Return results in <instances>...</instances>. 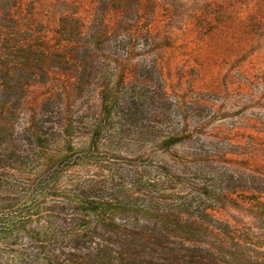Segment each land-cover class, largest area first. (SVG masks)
I'll list each match as a JSON object with an SVG mask.
<instances>
[{"label": "trees", "instance_id": "obj_1", "mask_svg": "<svg viewBox=\"0 0 264 264\" xmlns=\"http://www.w3.org/2000/svg\"><path fill=\"white\" fill-rule=\"evenodd\" d=\"M254 86L264 0H0V264H264Z\"/></svg>", "mask_w": 264, "mask_h": 264}, {"label": "rangeland", "instance_id": "obj_2", "mask_svg": "<svg viewBox=\"0 0 264 264\" xmlns=\"http://www.w3.org/2000/svg\"><path fill=\"white\" fill-rule=\"evenodd\" d=\"M205 99L212 100L218 107L220 116L214 119L213 126L223 125L225 128L229 129L230 126L234 123H243L244 120L253 119L259 122V127H264V90L258 88L257 86L252 87L251 95H246L242 97L234 96L229 99V97H222L220 95H211L210 93L206 94ZM252 101V102H251ZM236 102H242L240 106ZM254 102L256 104H254ZM206 111L202 114L203 117H208L213 113L211 108L205 109ZM192 117H195L192 112H190ZM191 117V118H192ZM198 119V118H197ZM244 119V120H243ZM254 125V124H253ZM143 150L142 147L130 146L129 148L123 149V158L129 154L133 156L136 153H139ZM161 151V150H160ZM159 153L163 159H173L175 158V151L172 150L169 154H166L163 150ZM264 156V154H263ZM168 157V158H167ZM251 222V221H249ZM250 226H247V228ZM254 229L260 228L259 224L253 225Z\"/></svg>", "mask_w": 264, "mask_h": 264}]
</instances>
